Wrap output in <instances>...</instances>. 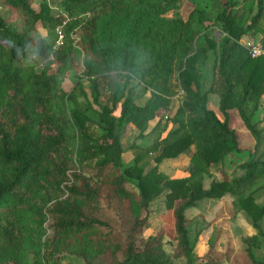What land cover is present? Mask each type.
<instances>
[{"label":"trees","instance_id":"16d2710c","mask_svg":"<svg viewBox=\"0 0 264 264\" xmlns=\"http://www.w3.org/2000/svg\"><path fill=\"white\" fill-rule=\"evenodd\" d=\"M181 1L42 0L36 8L32 0H3L13 22L0 15V264H49L68 253L85 264H175L163 247L164 224L142 235L161 194L172 216L168 240L183 264H264V201H256L264 198L263 129L253 121L264 94V53L252 56L242 42L260 35L264 51V0H223L210 24L196 0H187L185 18L175 16ZM38 24L54 40L36 34ZM214 25L219 39L208 32ZM76 47L89 87L77 78L67 92L60 79L73 67ZM30 51L38 62L19 63ZM209 51L218 87L203 89ZM138 87L149 93L143 104L133 97ZM101 89L109 90V103L99 104ZM211 93L218 112L208 106ZM230 110L253 138L251 148L241 145ZM160 112L166 120L161 115L148 131ZM126 124L139 138L155 135L146 146L131 144L127 165ZM188 150L183 175L159 169ZM233 151L247 152L238 175L220 166ZM212 168L220 179L205 186ZM226 193L255 233L236 255L219 253L211 236L198 258L186 212Z\"/></svg>","mask_w":264,"mask_h":264},{"label":"rangeland","instance_id":"374dc122","mask_svg":"<svg viewBox=\"0 0 264 264\" xmlns=\"http://www.w3.org/2000/svg\"><path fill=\"white\" fill-rule=\"evenodd\" d=\"M42 0H32V5L39 7V4ZM222 1H210V0H196V3L205 10L207 16L211 19L207 20L205 24H210L212 22V18L216 15V13L222 8ZM191 9V4L188 3L187 0H182L179 4V8L175 10L173 13L175 16H179L181 18H185L188 12ZM50 12L52 15H56L60 12L57 5L50 6ZM0 15L11 19L12 13L11 11L3 5V0H0ZM210 35L216 37V39L220 38L221 32L214 25L208 29ZM36 34H40L47 40H54L55 33L50 30H46L42 28L39 24L35 29ZM260 35L256 36H246L242 38V42L246 45L249 44H259ZM213 53L209 51L208 59L206 63L201 66V85L203 89H206L210 86L211 83L215 84L214 75L212 73V63H213ZM27 59L29 62H38V57L33 54L32 51L26 54V58L20 59L19 63L26 62ZM80 78L81 83L88 91L89 82L84 76V67L82 64V51L79 47L75 48L73 67L67 69L61 76L60 85L65 91H70L74 82ZM113 78V77H112ZM104 83H100L102 85ZM216 85V84H215ZM218 85V84H217ZM216 85V87H218ZM134 100L137 104H143L146 99L149 97V93L142 90L141 87H138L134 92ZM182 97V93H178L175 97L172 98L171 101V111H174L178 106ZM110 102V92L107 89H101L99 104L103 105L105 103ZM208 106L218 112V96L215 93L209 94L208 98ZM94 108H98L94 106ZM230 115L232 119V126L237 129L238 139L241 145H244L248 148H251L253 145V138L249 134V132L245 129L243 124L241 123L240 118L237 115L235 110H230ZM118 114V109L116 111ZM167 115L169 113H166ZM162 115V121L164 122L166 117L160 112L158 116L150 122L148 131L154 126L158 117ZM90 116L95 118V114L90 112ZM253 121L256 122V126L258 129H263V151L262 157L264 158V94L260 100L259 109L256 112ZM155 135L147 134L146 136L139 138L138 130L131 124H126L123 126V133L121 137L122 142V159L124 164H128L132 160V153L130 150L131 144L135 143L140 146H146L150 144ZM190 154V150L182 153L176 158H171L168 160H163L159 169L171 176H180L184 174L185 166L188 162V156ZM247 159V152H231L227 154L220 164L221 168L230 175H238L241 174L242 171L238 168V164L242 163ZM212 176L210 178L205 179V186H208L211 178L216 180L220 179L219 172L216 168H212L211 170ZM127 186L130 188H134L131 184L127 183ZM164 195L161 194L159 197L155 198L150 203V217L149 223L145 225L142 229V235L147 237L152 235L158 231L162 224H164L166 237L163 239V247L167 251V253L172 257V261L175 264H183L185 259L183 257H175V247L174 242L169 241L168 239H172L174 236L173 228H172V216L171 212L164 210ZM257 202L261 203L264 201L263 197H258L256 199ZM188 217L187 226L190 230V237L194 240V254L199 258L204 256L208 251V241L211 236H214L216 239L215 246L219 253H224L227 250H230L233 255L242 252L245 248V244L243 243V238L247 236H251L255 233L254 228L249 223L248 219L244 216L242 212L234 213L233 207L231 204V197L228 193H226L219 200H205L201 201L199 205L195 208H191L186 212ZM264 223V218H263ZM198 232V233H197ZM198 234V235H197ZM197 235V236H196ZM264 254V249L260 252ZM28 264H33L32 260L29 259ZM49 264H85L84 261L76 256L75 254L68 253L63 256L59 262H51ZM222 264H231L230 260L223 259Z\"/></svg>","mask_w":264,"mask_h":264},{"label":"built area","instance_id":"2783aa9c","mask_svg":"<svg viewBox=\"0 0 264 264\" xmlns=\"http://www.w3.org/2000/svg\"><path fill=\"white\" fill-rule=\"evenodd\" d=\"M57 31V39H56V43L59 44L60 40L62 38V32L61 29L59 27L56 28ZM249 50L252 56H257L260 54H263L264 51L261 49L260 45L258 44H249Z\"/></svg>","mask_w":264,"mask_h":264},{"label":"crops","instance_id":"0c3cea01","mask_svg":"<svg viewBox=\"0 0 264 264\" xmlns=\"http://www.w3.org/2000/svg\"><path fill=\"white\" fill-rule=\"evenodd\" d=\"M166 160H168V159H166ZM187 164H188V162H187ZM187 166V165H186ZM186 166H185V168H186ZM171 176V175H170Z\"/></svg>","mask_w":264,"mask_h":264}]
</instances>
